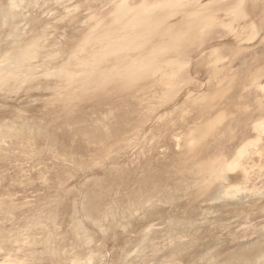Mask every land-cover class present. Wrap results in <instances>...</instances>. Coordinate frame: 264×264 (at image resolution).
Returning a JSON list of instances; mask_svg holds the SVG:
<instances>
[{
    "label": "rangeland",
    "instance_id": "rangeland-1",
    "mask_svg": "<svg viewBox=\"0 0 264 264\" xmlns=\"http://www.w3.org/2000/svg\"><path fill=\"white\" fill-rule=\"evenodd\" d=\"M0 21V264H264V0Z\"/></svg>",
    "mask_w": 264,
    "mask_h": 264
},
{
    "label": "bare ground",
    "instance_id": "bare-ground-1",
    "mask_svg": "<svg viewBox=\"0 0 264 264\" xmlns=\"http://www.w3.org/2000/svg\"><path fill=\"white\" fill-rule=\"evenodd\" d=\"M5 3H7L6 1H5ZM11 3V2H10ZM8 4V3H7ZM9 5V4H8ZM7 5V6H8ZM12 6H13V4H11ZM10 6V5H9ZM10 9V8H9ZM13 12V11H12ZM14 12H15V10H14ZM8 13H10L9 11H8ZM5 14V13H4ZM12 14H15V13H12ZM11 15V14H10ZM13 16V15H12ZM3 17V16H2ZM12 18H14V17H12ZM11 18V19H12ZM10 19V20H11ZM1 20H2V18H1ZM14 21V20H13ZM1 22V21H0ZM2 23V22H1ZM5 24H6V22H5ZM15 24V23H14ZM13 24V25H14ZM10 25V24H9ZM11 26V25H10ZM9 26V27H10ZM0 27H2V26H0ZM12 27V26H11ZM1 46V45H0ZM204 190V189H203ZM208 191V190H207ZM215 192V191H214ZM201 194H202V192H201ZM207 194V193H206ZM214 195V194H213ZM214 197H216V196H214ZM206 198V197H205ZM209 198V197H208ZM211 199V198H210ZM198 200V199H197ZM210 201V200H209ZM229 202V201H228ZM208 204V203H207ZM183 206V205H182ZM195 207H196V205H194ZM209 206V205H208ZM190 207V206H189ZM191 208V207H190ZM197 208H199V207H197ZM191 210V209H190ZM206 210V209H205ZM184 211V210H183ZM199 212V211H198ZM205 212V211H204ZM192 213V212H191ZM196 213V212H195ZM196 214H198V213H196ZM193 215V214H192ZM202 215H204V214H202ZM183 216V215H182ZM188 216V215H187ZM196 216V215H195ZM194 217V216H193ZM184 218V217H183ZM196 218V217H195ZM201 218H202V216H201ZM187 220V219H186ZM184 221V220H183ZM186 222V221H185ZM197 222H199V221H197ZM188 223V222H187ZM185 224V223H184ZM248 249V248H247ZM246 250V249H245ZM245 252V251H244ZM247 252H249V251H247ZM247 254V253H246ZM242 256V255H241ZM246 256V255H245ZM249 259V258H248ZM250 260V259H249ZM94 261V260H93Z\"/></svg>",
    "mask_w": 264,
    "mask_h": 264
}]
</instances>
